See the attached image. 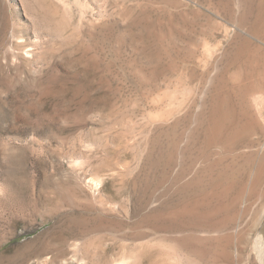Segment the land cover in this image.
<instances>
[{"label":"rangeland","instance_id":"374dc122","mask_svg":"<svg viewBox=\"0 0 264 264\" xmlns=\"http://www.w3.org/2000/svg\"><path fill=\"white\" fill-rule=\"evenodd\" d=\"M258 251L264 0H0V264Z\"/></svg>","mask_w":264,"mask_h":264},{"label":"bare ground","instance_id":"6f19581e","mask_svg":"<svg viewBox=\"0 0 264 264\" xmlns=\"http://www.w3.org/2000/svg\"><path fill=\"white\" fill-rule=\"evenodd\" d=\"M259 236H260V235H259ZM77 245H78V244H77ZM77 245H76V243H74V246H73L74 249H77L76 247L79 246V245H78V246H77ZM262 248H263V247H262ZM261 250H262V249H261ZM237 251H238V250H237ZM239 251H240V250H239ZM257 257H258V259H260V264H264V252L262 253V252L258 251V256H257ZM257 257H256V258H257ZM85 262H86V261H85ZM82 263H84V262L82 261ZM84 264H85V263H84Z\"/></svg>","mask_w":264,"mask_h":264}]
</instances>
